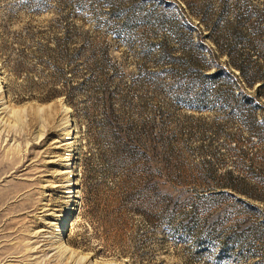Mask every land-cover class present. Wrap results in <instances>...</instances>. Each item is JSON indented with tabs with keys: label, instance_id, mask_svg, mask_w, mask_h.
<instances>
[{
	"label": "rangeland",
	"instance_id": "obj_1",
	"mask_svg": "<svg viewBox=\"0 0 264 264\" xmlns=\"http://www.w3.org/2000/svg\"><path fill=\"white\" fill-rule=\"evenodd\" d=\"M0 264H264V0H0Z\"/></svg>",
	"mask_w": 264,
	"mask_h": 264
}]
</instances>
